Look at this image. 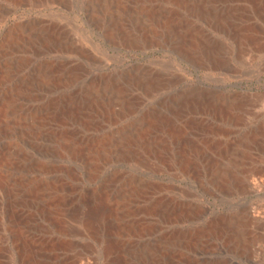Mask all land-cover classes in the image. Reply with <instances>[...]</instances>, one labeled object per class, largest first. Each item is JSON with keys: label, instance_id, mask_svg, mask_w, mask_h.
<instances>
[{"label": "bare ground", "instance_id": "obj_1", "mask_svg": "<svg viewBox=\"0 0 264 264\" xmlns=\"http://www.w3.org/2000/svg\"><path fill=\"white\" fill-rule=\"evenodd\" d=\"M222 1L0 0V26L15 7L79 8L110 46H171L214 65L220 49L197 23ZM73 30L25 16L0 36V264H231L208 257L225 250L244 258L264 239L248 227L264 210L202 223L208 207L184 182L212 197L264 185L260 129H241L252 110L216 102V123L181 117L170 100L151 104L161 90L152 76L93 74L101 57Z\"/></svg>", "mask_w": 264, "mask_h": 264}, {"label": "rangeland", "instance_id": "obj_2", "mask_svg": "<svg viewBox=\"0 0 264 264\" xmlns=\"http://www.w3.org/2000/svg\"><path fill=\"white\" fill-rule=\"evenodd\" d=\"M249 2V0L248 2L224 0L221 3L222 5L215 3L214 6L216 7H212L210 15L211 20L207 22L204 20L198 21L197 26L210 36V40L213 39L210 44L211 48L220 49V63L214 65L209 63L207 64L208 67L207 65H199L189 61L171 46H165L166 49L164 46H158L145 50L110 46L98 32L84 23L79 8L60 10L58 8L15 7L0 26V36L6 25L25 16H51L67 21L73 26V33L80 40L79 42L92 47L101 57V61L98 64L91 65L93 74L105 73L120 76L125 75V73L139 71L149 78L152 76L151 79L160 85V88H158L161 90L150 98L149 102L151 104L160 100H170L168 102L170 105L175 106L174 109L180 112L181 117H195L203 120L208 118L210 121L220 123L218 110L214 108V104L217 102V104L224 105L232 100H240L239 102L244 103L253 112L247 115V120L241 129L254 132H258L260 129L258 133L261 135L257 133L256 137L258 136V139L261 138L263 146L259 147L258 152L262 151L264 154V135H262L264 134V0H256L252 10L247 12V10H243V4L247 3V7H251L252 3ZM217 5L220 7H217ZM222 8L229 14L221 16ZM257 11L258 14L256 13ZM213 23H216L217 28L212 26ZM222 25L226 26L227 29H222ZM249 25L253 27L251 36L246 31ZM243 42L246 44L244 45ZM216 45L217 47H215ZM119 71L121 72L119 73ZM179 92L180 96H178ZM177 109L181 110L178 111ZM259 171L262 172L256 175L257 180H261L262 176L264 177V171L261 169ZM184 185L191 190L197 191L198 199L208 207L207 213L202 217V223L214 217H217L218 220L226 218L225 216L235 218L234 216L246 209L251 211V215L264 210V185L261 183L256 184L255 188L249 189L250 191H245L246 193L240 192L237 193L238 195L232 194L220 197H212L200 193L192 183L184 182ZM224 214L225 216H223ZM248 227L251 231L257 234L260 233L261 237L264 238V221L259 225L252 223ZM259 247L260 250H258ZM235 252L233 250H225L215 255H208V257L216 258L221 256L222 259H228L231 264H264V239H261L256 244L252 243L250 253H247L244 258L237 257Z\"/></svg>", "mask_w": 264, "mask_h": 264}]
</instances>
